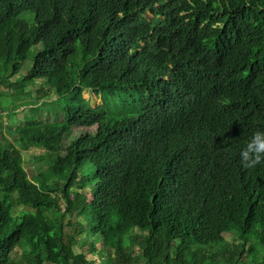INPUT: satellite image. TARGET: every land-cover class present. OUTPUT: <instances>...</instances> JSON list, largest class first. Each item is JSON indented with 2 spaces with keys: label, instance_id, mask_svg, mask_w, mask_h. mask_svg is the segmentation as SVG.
<instances>
[{
  "label": "trees",
  "instance_id": "1",
  "mask_svg": "<svg viewBox=\"0 0 264 264\" xmlns=\"http://www.w3.org/2000/svg\"><path fill=\"white\" fill-rule=\"evenodd\" d=\"M32 49L12 89L43 81L64 111L16 137L46 151L50 184L0 149V264H94L67 214L96 264H264V164L239 157L264 131V0H0V87ZM135 92L141 114L107 111ZM74 127L94 130L63 151ZM13 195L30 211L14 216Z\"/></svg>",
  "mask_w": 264,
  "mask_h": 264
},
{
  "label": "rangeland",
  "instance_id": "2",
  "mask_svg": "<svg viewBox=\"0 0 264 264\" xmlns=\"http://www.w3.org/2000/svg\"><path fill=\"white\" fill-rule=\"evenodd\" d=\"M40 49H32L29 59L20 66L19 75L9 80L11 85L0 87V149L3 150L6 146H15L21 153L23 160V169L26 172L28 179L32 182L37 183L40 187L43 184H50L51 176L49 173V167L51 165V161L45 157V150L40 148V146L36 145H25L20 143L19 139V131L23 132L26 127V123L28 122H47L53 121L59 116L63 114V107H58L59 103L63 101H57L55 98L56 95L52 94L51 88L47 86V84L43 81L36 82L31 84L26 89H22L19 91H15L12 89V85L16 86L20 83L22 74H27L28 70L31 68V63L33 60V56L39 52ZM11 86V87H8ZM54 93V92H53ZM84 98L90 103V106L95 108L100 105V100L96 99L93 95L84 93ZM144 97H141L140 93L135 92L129 94L128 103H123L115 99L110 105L106 106V109L111 114H115L116 116H121L125 114H141L144 110H141V105L143 104ZM64 105V104H63ZM94 129H85L82 127H74L71 130V133L67 135L62 141V149L63 151L69 146V143H72L77 136L81 133L87 131H93ZM4 136V138H2ZM41 193L39 195L40 202L45 201V206H49L48 204V196L49 193H46L40 190ZM16 194V193H15ZM14 194V195H15ZM1 195V192H0ZM9 200L8 205L12 209V214L14 216L21 215L22 212H29L30 209L26 206H18V202L15 200L17 196ZM60 206L64 212L66 209V204L64 200L60 201ZM58 218L59 215L57 214ZM71 215L67 214L61 220V224L64 226V230L67 232H72L74 228L77 231H80L81 228L84 230V234L80 235L77 240V244L74 246V251L76 254H84L88 257V259L94 264L97 263L95 257L90 256L91 251V243L90 240L86 242V239H83L86 232L89 230V226L82 219H78V221L72 220ZM78 222L83 224V227H80ZM109 232V228L105 227L102 229L101 233H98L95 237L97 242L96 248H102V238ZM89 238V237H88ZM87 238V239H88ZM226 240L229 243H239V239L235 234L226 235ZM252 246L254 248V252L261 251L260 245L258 244V239L256 234H253L251 238ZM141 253V252H137ZM14 264H21L24 262L23 257H20V254H15L13 256ZM258 259H262L261 256L257 255Z\"/></svg>",
  "mask_w": 264,
  "mask_h": 264
},
{
  "label": "clouds",
  "instance_id": "3",
  "mask_svg": "<svg viewBox=\"0 0 264 264\" xmlns=\"http://www.w3.org/2000/svg\"><path fill=\"white\" fill-rule=\"evenodd\" d=\"M240 165L245 170H252L264 164V131L256 130L245 142L239 152Z\"/></svg>",
  "mask_w": 264,
  "mask_h": 264
}]
</instances>
